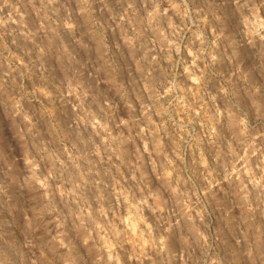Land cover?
<instances>
[{"label":"clouds","instance_id":"1","mask_svg":"<svg viewBox=\"0 0 264 264\" xmlns=\"http://www.w3.org/2000/svg\"><path fill=\"white\" fill-rule=\"evenodd\" d=\"M124 2L35 0L22 42L0 34L19 149H0V264H123L125 243L140 264H264V83L243 59L264 80V0Z\"/></svg>","mask_w":264,"mask_h":264},{"label":"rangeland","instance_id":"2","mask_svg":"<svg viewBox=\"0 0 264 264\" xmlns=\"http://www.w3.org/2000/svg\"><path fill=\"white\" fill-rule=\"evenodd\" d=\"M33 2H35V0H0V34L5 35V37L9 41L13 37H15L18 42H22V37H20L19 33L21 28L23 27V24H27L29 27H33L35 24V16L32 9ZM105 2L109 5L110 8H112L113 12L116 13L122 11L123 7L126 6L124 0H105ZM95 6L98 9L97 15L101 19L106 20L108 18V12L104 11L102 15L99 12V9L102 7V4L98 2ZM137 6L139 7V0H137ZM231 7L232 6L229 3L227 5V8L231 10ZM109 23H112V21H109ZM64 38L69 43L70 47H73L79 52L81 57L84 56V51L82 49L77 48V46L73 43L72 36L70 34L64 33ZM85 39H87V37H85ZM109 39L110 40L112 39V33H109ZM252 51L254 50H247V49L245 50V55L243 56L244 67L246 69H251L252 78L255 81L259 83H264V80L261 79V76L259 74V70L254 67L256 61H255V57L252 55ZM49 63L50 65L55 67L54 60H50ZM125 63H130V61H126V59L121 60L122 65H124ZM56 75H59V73L57 72ZM154 75L158 76L159 73L156 72L154 73ZM125 76H127V73H125ZM127 147H128V149H126L127 151L131 152L133 150L132 145L129 144ZM0 149H2L3 152L8 155L9 159H11L13 155L19 153L17 142L15 139H13V129L10 127L9 121L5 119L2 110H0ZM121 158L123 159V157ZM130 163H135V161L132 160L130 161ZM153 166L157 167L155 161L153 162ZM120 171L126 177L127 174L123 172V169H121ZM164 175L166 177H170L172 175L171 170L169 168H165ZM0 179H3V177L0 176ZM117 179L119 181V177ZM119 182L121 184L123 183V181H119ZM119 190L120 189L117 188V191ZM12 194L14 200L18 202H23V194L18 192L15 188L12 190ZM157 202H158V198H157ZM188 207L190 209L191 206L189 205ZM4 216L7 217L6 212L4 213ZM8 219L11 220V217H8ZM130 219H132L133 224L136 223L134 219V206H133V214H130ZM149 219L153 220V223H155V219L151 215H149ZM212 225L214 228L217 227V221L215 219H213ZM219 227L222 229L221 240L226 241L227 244L233 243L231 237L228 235L227 229L224 228L222 222L219 224ZM7 230L15 231L17 239H22L19 230L16 228V225H12V227L8 228ZM181 247L182 244L179 241L175 230H173V233L171 234L169 240V248L171 251L176 252L178 254L181 250ZM225 247H226L225 244H221L220 250L222 253ZM81 251H83V249H81ZM131 251H132V247L127 243H125L122 248L118 249L123 264H140L139 261L129 260V255ZM94 254L95 253L93 252V255ZM150 254L156 259L157 264H159L161 258L159 256H156L154 252ZM144 264H151V262L145 260ZM176 264H179V261H177Z\"/></svg>","mask_w":264,"mask_h":264}]
</instances>
